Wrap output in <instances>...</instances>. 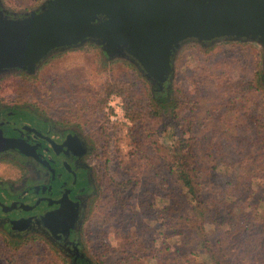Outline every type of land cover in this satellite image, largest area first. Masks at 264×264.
<instances>
[{"label":"rangeland","instance_id":"rangeland-1","mask_svg":"<svg viewBox=\"0 0 264 264\" xmlns=\"http://www.w3.org/2000/svg\"><path fill=\"white\" fill-rule=\"evenodd\" d=\"M44 1L0 3L19 15ZM202 44L192 41L178 50L171 88L174 114L167 107L159 117L156 112L143 121L133 122L126 114L124 93L106 91L126 84L138 96L146 94L157 111L149 84L132 62L107 59L99 45L54 52L33 75L0 74V95L78 124L95 139L99 187L82 225L83 250L92 264H213L210 251L227 264H264V150L256 153L255 141L256 120L264 122V99H258L262 107L254 112V94L246 106L222 101L227 82L249 81L264 70L263 48L246 41ZM256 85L260 91L249 93L264 97V84ZM111 95L121 98L126 121L111 118ZM180 136L197 139L192 149L196 186L208 211L204 223L193 219L192 198L169 172ZM253 155L257 158L251 160ZM115 190L120 192L115 195ZM107 215L102 234H96ZM257 236L262 240L255 242ZM134 245L139 256L117 259ZM20 249V264H57L53 253L64 259L44 239L17 241L1 234L0 264H9ZM30 249L35 250L26 254Z\"/></svg>","mask_w":264,"mask_h":264},{"label":"water","instance_id":"water-1","mask_svg":"<svg viewBox=\"0 0 264 264\" xmlns=\"http://www.w3.org/2000/svg\"><path fill=\"white\" fill-rule=\"evenodd\" d=\"M188 40L264 49V0H45L28 15L0 3V74L32 70L54 52L93 43L147 78L163 79Z\"/></svg>","mask_w":264,"mask_h":264},{"label":"flooded vegetation","instance_id":"flooded-vegetation-1","mask_svg":"<svg viewBox=\"0 0 264 264\" xmlns=\"http://www.w3.org/2000/svg\"><path fill=\"white\" fill-rule=\"evenodd\" d=\"M192 41L175 49L171 70L163 79L147 78L133 66L149 84L153 98L171 92L178 50ZM43 64L14 73L33 75ZM0 96L4 98H0V235L17 241L41 238L68 264H92L83 250L82 225L99 187L95 139L78 124Z\"/></svg>","mask_w":264,"mask_h":264},{"label":"trees","instance_id":"trees-1","mask_svg":"<svg viewBox=\"0 0 264 264\" xmlns=\"http://www.w3.org/2000/svg\"><path fill=\"white\" fill-rule=\"evenodd\" d=\"M229 41L231 42L232 40ZM240 41L241 40H237V42ZM233 45H235V43H233ZM102 52L105 53L104 51ZM260 70H257V73L254 75V78L252 80L249 81L237 80L231 83L227 82V87L224 90L225 92H223L224 97H222L223 98L222 101L225 102V104L228 106L229 105L236 106V104L238 103H241L243 106H246L245 102L250 97H252V94H254L257 98L254 99L253 105H255V107L254 108L252 107V109H250V112H254V109H256L255 111H260L262 106L260 105L258 99H264V97L254 92H252L251 94L249 93L253 88L255 89V91L258 92L260 91L261 88L257 87L256 82L258 83V85L264 84V70L262 71ZM254 80L255 82L253 83ZM114 90L121 94L124 93L126 114L133 120V122L137 120L143 121L144 118H150L157 115L159 117V110H163L167 107H170L171 113L174 114L175 111L174 108L176 107L175 106L176 103L173 104L174 99L171 96V92L167 95L163 94L160 96H156L155 98H153L151 95L152 99L157 103L159 107V108L157 107L158 109L156 111V109L152 106L150 99L146 96V94L143 95L139 94L138 96L136 91L134 89H131L126 84H122L121 87L114 86L111 89H107L106 92L108 93ZM256 123L257 126L255 130L256 132L255 141H256V145L258 146L256 149V153H258L264 150V122L258 119L256 120ZM195 142H197L196 137L190 138L189 136H180L176 140V148L177 150H179V153H177V155H174V157L170 159L168 168H169V172L174 175L176 182H179L180 185L185 187L187 196L188 197L190 196L192 198L193 219H195V221L198 220L201 223H204L206 222L205 214H207L208 211L201 202L200 189H198L196 186L197 181H196L195 168H194L195 153L194 150L192 149V146ZM255 158H257V155H253L251 160H254ZM248 160H250V157H248ZM260 184L262 185L264 184V179L262 177H260ZM115 192H114L115 195H117L118 192H120V190H115ZM108 219H109V215H107V217L104 219L103 222L101 221L100 225H98L101 228L98 229L96 234L98 235L102 234L100 232L103 230V224L108 222ZM163 232L164 231L162 230V233ZM258 239L261 238L257 236L255 242L258 241ZM207 242L208 239L204 238L202 244H206ZM124 243L128 245L132 244L131 242H124ZM161 248L162 249L165 248V243L161 242ZM31 249L27 250L26 254H31V251L33 253L35 249L33 250ZM123 252H125L126 256L123 257V255H118L117 257V259L121 262H127L128 259L135 256H139V252L137 251L136 246H135V250L127 249L126 246V249H123L121 253L123 254ZM23 253H24L23 249L16 250V252H14L9 258L10 259L9 264H20L19 263L20 258L22 257ZM53 254H55V256L59 258V262L57 264H68L67 261H65L61 257H58L59 255L57 256L56 253ZM26 258L27 259L29 258L28 255H26ZM208 259L209 262L213 264H227L226 262H222L221 259H218L217 254L211 251L210 254H208ZM47 260H49L48 257Z\"/></svg>","mask_w":264,"mask_h":264},{"label":"built area","instance_id":"built-area-1","mask_svg":"<svg viewBox=\"0 0 264 264\" xmlns=\"http://www.w3.org/2000/svg\"><path fill=\"white\" fill-rule=\"evenodd\" d=\"M108 105L111 106L112 113H111V118L112 119H122L123 121H126V119L123 118V113H122V106L123 102L119 96L116 95H111L109 100H108Z\"/></svg>","mask_w":264,"mask_h":264}]
</instances>
